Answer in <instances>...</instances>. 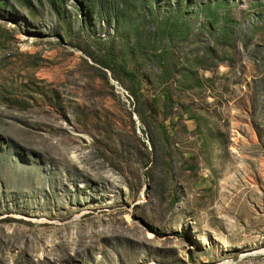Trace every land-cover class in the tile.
<instances>
[{
    "label": "rangeland",
    "instance_id": "1",
    "mask_svg": "<svg viewBox=\"0 0 264 264\" xmlns=\"http://www.w3.org/2000/svg\"><path fill=\"white\" fill-rule=\"evenodd\" d=\"M0 264H264V0H0Z\"/></svg>",
    "mask_w": 264,
    "mask_h": 264
},
{
    "label": "bare ground",
    "instance_id": "2",
    "mask_svg": "<svg viewBox=\"0 0 264 264\" xmlns=\"http://www.w3.org/2000/svg\"><path fill=\"white\" fill-rule=\"evenodd\" d=\"M126 241V240H125Z\"/></svg>",
    "mask_w": 264,
    "mask_h": 264
}]
</instances>
